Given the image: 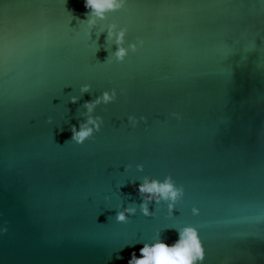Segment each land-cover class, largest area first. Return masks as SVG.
Wrapping results in <instances>:
<instances>
[{
    "label": "water",
    "instance_id": "1",
    "mask_svg": "<svg viewBox=\"0 0 264 264\" xmlns=\"http://www.w3.org/2000/svg\"><path fill=\"white\" fill-rule=\"evenodd\" d=\"M116 4L0 0V264H128L186 227L196 264H264V0ZM166 178L175 202L137 191Z\"/></svg>",
    "mask_w": 264,
    "mask_h": 264
},
{
    "label": "clouds",
    "instance_id": "2",
    "mask_svg": "<svg viewBox=\"0 0 264 264\" xmlns=\"http://www.w3.org/2000/svg\"><path fill=\"white\" fill-rule=\"evenodd\" d=\"M84 7L88 10V14L102 15L106 10L118 7L116 0H84ZM90 10V12H89ZM124 55L123 49H118L116 56L122 58ZM88 85L81 88V92H87ZM114 95V94H113ZM76 97H72L70 102L76 103ZM101 99L104 103H108L112 97L108 93H103L102 98L97 100L85 102L84 107L88 113H91L95 104L100 103ZM132 120V118H129ZM100 118H93L89 115L86 122L81 123L78 127L72 125L70 127L71 138L70 141L76 144H82L93 134V129L99 131ZM134 123V121H133ZM91 125V127H89ZM138 168L142 166L137 165ZM137 191L146 195V199L159 197L160 199H167L175 202L182 194V189L176 188L171 178H166L163 182L156 180L147 181L137 186ZM171 208V205H169ZM141 210L147 215V208L144 203L141 204ZM135 211L134 208H126L124 211L116 213L115 219L117 222H126V213L131 214ZM195 211V209L193 210ZM179 239L171 246L165 242L157 241L153 245L145 244L139 249L140 255L137 257L135 253L131 254V259L128 264H196L197 261H202L204 258V249L200 242L198 233L192 227H186L178 233Z\"/></svg>",
    "mask_w": 264,
    "mask_h": 264
}]
</instances>
